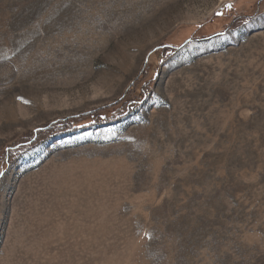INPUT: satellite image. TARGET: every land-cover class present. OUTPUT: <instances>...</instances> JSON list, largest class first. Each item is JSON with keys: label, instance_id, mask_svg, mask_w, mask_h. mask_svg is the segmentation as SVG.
Returning a JSON list of instances; mask_svg holds the SVG:
<instances>
[{"label": "rangeland", "instance_id": "374dc122", "mask_svg": "<svg viewBox=\"0 0 264 264\" xmlns=\"http://www.w3.org/2000/svg\"><path fill=\"white\" fill-rule=\"evenodd\" d=\"M0 264H264V0H0Z\"/></svg>", "mask_w": 264, "mask_h": 264}, {"label": "snow or ice", "instance_id": "6c2138e0", "mask_svg": "<svg viewBox=\"0 0 264 264\" xmlns=\"http://www.w3.org/2000/svg\"><path fill=\"white\" fill-rule=\"evenodd\" d=\"M233 5L231 4V3H229L228 5H227V7L228 8H231ZM220 14H222V13H218V15H220Z\"/></svg>", "mask_w": 264, "mask_h": 264}]
</instances>
